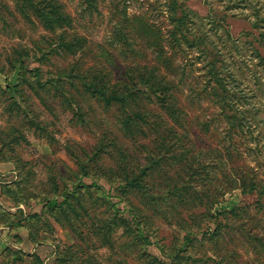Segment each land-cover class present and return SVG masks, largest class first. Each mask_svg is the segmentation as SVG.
I'll use <instances>...</instances> for the list:
<instances>
[{"label": "rangeland", "instance_id": "374dc122", "mask_svg": "<svg viewBox=\"0 0 264 264\" xmlns=\"http://www.w3.org/2000/svg\"><path fill=\"white\" fill-rule=\"evenodd\" d=\"M34 69L40 71L37 83L54 82L75 95L79 110L60 104L49 83L46 91L40 88L32 78ZM95 75L109 85L128 83L136 94L133 107L151 121L173 126L185 154L191 156L192 143V153L204 162L208 150L218 149L227 159L224 171L237 174V185L240 176L257 183L252 192L238 188L224 195L211 212L213 219L201 223V233L194 231L198 240H206L203 232L226 216L248 234L262 231L264 0H0V206L14 215L7 220L13 226L0 227V264H137L130 257L125 227L142 234L147 242L143 249L160 264H171L157 245L172 243L174 227L152 216L148 231L137 225L142 218L133 217L134 209L139 216L146 210L118 183L115 191L97 176L92 191L100 201L97 207L89 202V214L106 218L105 203L113 205L121 227L103 242L101 235L88 231L82 243L63 222L42 213L44 202H21L6 188L20 172L28 178V189H48L52 176L61 192L71 189L73 158L81 150L90 154L102 137L120 143L133 163L138 160L139 147L149 145L148 139L121 135L124 120L118 106L74 94L70 84L89 87ZM152 80L157 88L148 87ZM218 84L224 85V95ZM36 123L42 130L34 128ZM181 143L172 151L183 161ZM83 159L86 163L88 158ZM189 169L185 181L191 179V161ZM214 175L222 177L216 168ZM83 183L93 181L84 178ZM179 211L190 224V215L202 212L191 211V205ZM81 218L86 220L82 213ZM183 236L182 231L176 249L191 258V236L187 241ZM239 246V256L230 262L264 264L256 259L257 248ZM201 250L214 264L210 247Z\"/></svg>", "mask_w": 264, "mask_h": 264}, {"label": "trees", "instance_id": "16d2710c", "mask_svg": "<svg viewBox=\"0 0 264 264\" xmlns=\"http://www.w3.org/2000/svg\"><path fill=\"white\" fill-rule=\"evenodd\" d=\"M90 1L93 2L94 0ZM32 72V78L37 83L40 71L34 69ZM91 78L93 79L88 83L90 86L83 87V89L70 84L74 89V94L83 97L88 95L95 100L101 99L108 106L116 104L120 111L121 119L124 120V123H122L123 134L121 135L127 137L129 134L131 138L135 135L140 138H147L149 145H141L139 147L138 160L133 163L128 154L120 147V143L118 144L113 138L102 137L97 141L90 154L86 150H81L82 155L77 154L73 158L76 172L74 174V185H72L71 189L66 188L61 192L57 178L53 176L49 178L48 189H28L24 184L28 178L24 173L22 176V173L19 172L16 182L6 187L9 192L18 197L21 202L23 200L28 202L32 199L38 203L44 202L42 213L52 217L56 222H63L79 243L84 241V235H87L88 231L96 236L98 234L101 235L99 239L100 242H103V240L109 239L106 235L120 228L122 223L117 218L115 207L105 203V199L101 200L106 204L104 212L106 218H93L89 214V202L91 201V207H94L100 201L99 197L93 196L94 191H92L94 187H98L94 180L99 176L104 178L110 188L115 191L118 190L115 187L117 183L123 186V193L134 196L140 208L146 210L144 216L137 215L136 212H139L137 209H134L135 212L132 210L134 212L132 213L133 217L142 218L141 221H136L137 225L142 224L148 231L152 225L149 216H152L159 217L174 227L172 243L169 246L157 245L160 252L165 258L170 260L171 264H210L213 260L211 261V258L205 257L206 252L201 250L204 245H208L211 252H213L216 259L214 264H239L236 261L235 263L230 262V259L234 256H239V244L244 246L242 247L244 250L246 248H257L254 254L261 257L256 256L257 261L261 262L260 260H264V237H261L264 236V222L260 221L262 223V231L256 235L248 234L244 226L234 225L227 219V216L226 218L223 217L212 231L203 232L206 234L205 237H207L204 241L202 239L198 240L194 232L197 230L201 233V223L213 219L211 212L215 204L224 195L238 188H241L244 192H252L255 190L257 183H252L244 176H236L241 182L237 185V181L233 179V176L237 174L234 175L230 172L227 174L224 171L223 166L227 159L219 156L221 151L218 149L208 150L204 154V162H200L197 159V152L192 153V148H194L192 143L191 156L185 154L187 151L183 149L181 141L175 138L178 133L173 126L154 119L151 121L145 116L147 113H142L133 107L136 104V94L130 92L131 89L128 83L109 85L108 82L103 81L101 77L96 75ZM136 79L137 82L141 83L143 76L139 75ZM25 83L29 84V89L32 88L31 83L27 81ZM48 83L51 86L54 84V82L45 81L38 82L37 85L46 91L45 86ZM58 85H54L53 90L60 104L64 107H69V110L76 113L78 107L76 108L75 105H78V103L75 100V95L66 93L65 89ZM149 86L150 89L157 88L158 83L152 80ZM217 88L222 90L223 95L225 94L224 85L218 84ZM217 94L214 93L215 96ZM65 96L69 100L65 99ZM220 98L222 99L221 96ZM175 110L178 113L180 112L178 108H175ZM34 128L42 130L37 123ZM177 142L181 143L183 161L180 157L178 159V156L172 151ZM197 150L199 151V149ZM120 154L123 156H119ZM83 157L88 158L86 163ZM106 160L110 161L109 165L105 163ZM123 160L127 161V163L123 162ZM190 161L191 179L185 181L183 174H188ZM186 163L187 166L184 165ZM215 168L218 169L222 176L220 179H217L214 175ZM84 178L91 179L93 184L87 185L83 183ZM199 178L202 180L198 181ZM199 182L203 183V185H200ZM22 184L24 187L21 186ZM259 186H261L260 194L264 199V185ZM197 187L201 189L198 190ZM31 191L38 192L42 197L38 199L36 197L38 193L34 194ZM186 205H191V211H202L199 214L190 215L191 224L187 223L186 220L184 221L181 214H178L180 212L179 209ZM112 209H114V212L107 214ZM81 213L86 216V220L81 218ZM13 218L14 215L0 206V227L13 226V222H7V220ZM182 231L184 232L183 241H187L189 236H191V258L189 255H180L181 253H178L176 249L178 248L176 242H180L179 235ZM125 236L128 239L127 247L131 250L129 253L132 260L137 264H160L157 258L151 256L143 249L147 242L139 231H133L130 227H125ZM184 245H181V247ZM89 257L92 260L95 259L90 254Z\"/></svg>", "mask_w": 264, "mask_h": 264}]
</instances>
